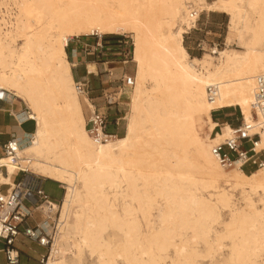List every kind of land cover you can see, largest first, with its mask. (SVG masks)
I'll return each instance as SVG.
<instances>
[{
    "label": "bare ground",
    "instance_id": "bare-ground-1",
    "mask_svg": "<svg viewBox=\"0 0 264 264\" xmlns=\"http://www.w3.org/2000/svg\"><path fill=\"white\" fill-rule=\"evenodd\" d=\"M1 2L14 13L0 18V87L6 99L28 107L35 127L29 142L16 147L27 165L1 156L0 182L10 189L11 176L25 169L65 189L44 264H69L68 251L75 263L86 251L94 264H198L195 257L209 258L224 245L221 264H264V161L248 173L238 161L226 169L212 145L233 128L222 123L209 134L216 125L210 111L238 106L247 134H260L255 147L264 145L251 112L255 78L264 74V0ZM202 10L226 13V40L234 37L241 48L219 50L213 65L212 56L191 57L182 44ZM124 32L132 33L135 65L125 131L101 139L86 128L82 101L93 106L75 88L65 46L81 33ZM207 87H214L212 99ZM202 118L208 128L199 136ZM232 190L244 204L223 221L219 210L232 206ZM51 203L41 205L51 210ZM109 227L118 232L117 243L108 238L116 233L104 236ZM60 233L64 250L57 244Z\"/></svg>",
    "mask_w": 264,
    "mask_h": 264
},
{
    "label": "rangeland",
    "instance_id": "rangeland-1",
    "mask_svg": "<svg viewBox=\"0 0 264 264\" xmlns=\"http://www.w3.org/2000/svg\"><path fill=\"white\" fill-rule=\"evenodd\" d=\"M207 2H211L213 0H206ZM228 15L221 11H212V10H202L199 12L198 17L194 23V26L190 28H186V32L182 34V44L184 45L185 49L189 53L191 57H201L203 55L212 56L211 60L212 65L215 64L218 60V51L223 50L225 48H233L237 50H241L240 45L237 43V40L230 39L229 42L226 40L227 32H228ZM88 32V31H85ZM81 33L77 36L72 37L73 39H82V38H89L91 42H95L96 38L101 37L102 41L104 40L103 44L107 45L106 54H103V60H99L101 62L99 77L100 80L97 82V90L93 92V98L98 96L101 98V88L105 87L108 88L109 91L115 90L114 87L121 86L122 93L120 95V99L117 104L111 106L110 113L112 115L117 113L119 118V124L117 127H109V130L113 133V135H122L125 131V124H126V114L129 111V98L132 90V85H124L123 79L124 76H131L133 77L135 74V65L132 61V48H133V36L132 33L124 32L118 34H85ZM94 39V41H93ZM68 56V53L67 55ZM69 60V58H68ZM70 61V60H69ZM104 61H108L107 64H104ZM110 72V74H109ZM146 84H149L147 82ZM81 98V97H80ZM82 101V100H81ZM22 103V102H21ZM102 101L97 100L95 105H100ZM24 106V110L28 112L26 106ZM28 108V107H27ZM82 109L85 121H87L89 117V108L87 104L82 101ZM233 112L230 116L225 117H232V126H237L240 123V113L238 106H231V107H224L216 110L210 111L214 114L215 118L218 119H225L224 113L226 112ZM30 112V110H29ZM86 128L89 130L92 128L91 122L89 125H86ZM207 122L204 118L202 120H198L196 122V132L199 133V136H203L205 132H207ZM218 130V129H217ZM92 138V137H91ZM93 139V138H92ZM94 140V139H93ZM114 138L107 141H113ZM96 141V140H94ZM29 142V141H28ZM98 142V141H96ZM102 143V142H99ZM106 143V142H103ZM24 145H21L23 147ZM20 147V148H21ZM244 147H248V143L244 144ZM232 168V167H229ZM254 168L258 169L257 166L248 167L245 166L243 171L245 173L250 172ZM228 169V167H226ZM18 171L21 172V169ZM18 174L15 175L17 178ZM42 177V176H41ZM44 191L48 195V199L51 200L52 209L48 210L43 202L38 203L36 207L32 208V211L29 215H27L24 219L22 224L29 225L32 227H38L41 233L45 234L48 238V243L46 245L38 244V240L29 239L23 235H18L14 241V248L17 250L18 259L14 264H44L45 260L50 254L51 245H53V238L56 232V227L58 223V218L60 214V206L62 203L63 193L65 191L64 184L58 181H53L47 178H44ZM221 181H219V186L224 187L225 189L228 186H225ZM222 185V186H221ZM8 189V188H7ZM6 189V190H7ZM232 193V206L230 208H220L221 219L223 221H228L230 217V213L235 207L243 205L244 202H241L242 199L239 193L235 190L230 191ZM204 196L207 195L205 191L202 192ZM119 200V201H118ZM115 209H119L120 205L122 204V197H115L113 200ZM54 204V206H53ZM257 208H261L262 205L260 203H256ZM119 207V208H118ZM152 212L155 213V209H152ZM156 214V213H155ZM216 230H221V225H214ZM116 233L115 236L108 237L112 240V242L117 243L119 240L118 232L109 227L108 230L105 232L104 236H108L109 234L112 235ZM109 233V234H108ZM227 239L223 240L225 244H227ZM57 244L64 250L65 248V241L61 237V233L58 235ZM1 247V245H0ZM199 253H203V245L198 243L195 246ZM226 248V250H225ZM67 252V251H65ZM171 252V250H169ZM211 257H195V261L198 264H221L225 262L227 257V246L224 245L222 249H218ZM217 253V254H216ZM226 253V254H225ZM83 255V256H82ZM222 255V256H221ZM214 256V257H213ZM81 259L77 263L72 262L74 256L71 252H67L65 254V258L69 264H94V259L88 255L86 251L81 254ZM221 257V258H220ZM216 259V260H215ZM257 260H261V256L257 257ZM119 264H122V260H117ZM168 262V261H167ZM217 262V263H216ZM0 264H9L5 258V253L3 250H0Z\"/></svg>",
    "mask_w": 264,
    "mask_h": 264
},
{
    "label": "built area",
    "instance_id": "built-area-1",
    "mask_svg": "<svg viewBox=\"0 0 264 264\" xmlns=\"http://www.w3.org/2000/svg\"><path fill=\"white\" fill-rule=\"evenodd\" d=\"M3 2L0 0V18L5 20L13 15L14 9ZM131 81V76H124V85H131ZM75 88L80 94L86 93L84 85L79 82H75ZM114 89L113 91H109L108 88H101L102 103L100 105L96 106L88 98L93 108L88 107L89 117L86 125H89L91 122L92 128L89 131L93 136L100 137L101 139L111 137L113 133L109 130V127H117L119 124L117 113L112 115L110 108L118 103L122 88L121 86H116ZM6 94L7 90L0 87V101L6 99ZM207 94L208 98L212 99L214 87H207ZM251 112L254 119H256L258 128L264 135V74H259L255 78ZM239 113L241 118L240 109ZM231 127L233 128V132L230 137L212 145V152L217 156L220 163L225 167H231L238 161V167L241 169L245 166H261L264 161V145L261 148L255 147V140L260 138V134L253 133L248 135L247 128L249 125L248 123H243L242 118L237 126ZM218 129H220L219 126ZM245 143H248V147L246 148L244 147ZM17 145H19V141L15 137H11L2 144L3 156L7 157L9 163L14 165H19L16 154ZM21 172H26V170L21 169ZM48 200V195L45 193L41 182L36 181L29 175H25L22 180L17 181L10 189L4 192L0 191V250L4 251L5 258L9 264L16 263L18 259L17 250L13 246L18 235L38 240V244L43 246L48 243V238L45 234L41 233L39 226L32 227L22 224L23 219L31 213L33 207H36L40 202ZM13 252L14 255L12 254Z\"/></svg>",
    "mask_w": 264,
    "mask_h": 264
},
{
    "label": "crops",
    "instance_id": "crops-1",
    "mask_svg": "<svg viewBox=\"0 0 264 264\" xmlns=\"http://www.w3.org/2000/svg\"><path fill=\"white\" fill-rule=\"evenodd\" d=\"M103 42L104 40L102 41V38L99 36L96 38L95 42H91L88 37L82 39L72 38L65 47L66 55L68 53L67 58H69L71 62L70 70L73 81L84 85L87 99L89 98L94 104L97 100L102 101L98 96L93 98L92 93L97 90V81L100 80L101 77L98 76L99 72H101L100 66L102 64L99 60H103L102 55L106 54L107 51V45H104ZM107 62L108 61H104V64H107ZM89 63L93 64V69H88ZM23 105L24 104L21 103L20 100L13 99L12 97L0 101V157L3 156L2 144L11 137L17 138L21 147V145H26L28 143L29 138L32 135L35 127L34 121L26 116L29 113V109L26 107V109H28L27 112L24 110ZM231 114H233V112H226L224 113V117L230 116ZM210 116L211 120H213L216 125L209 131V134H212L217 130L218 126L222 123H228L230 125L232 123V117L218 119L213 117L212 113ZM17 161L21 167H25L28 163V159L25 157H18ZM0 170L1 172L4 171L2 168ZM16 174H18L17 178H15ZM25 175H29L36 181H40L44 189L46 183H44L43 177L28 170H26V172H15L11 176L12 182L15 184L17 181L22 180ZM7 188V184L0 182V191L4 192Z\"/></svg>",
    "mask_w": 264,
    "mask_h": 264
},
{
    "label": "trees",
    "instance_id": "trees-1",
    "mask_svg": "<svg viewBox=\"0 0 264 264\" xmlns=\"http://www.w3.org/2000/svg\"><path fill=\"white\" fill-rule=\"evenodd\" d=\"M212 116L214 117V114H212Z\"/></svg>",
    "mask_w": 264,
    "mask_h": 264
}]
</instances>
